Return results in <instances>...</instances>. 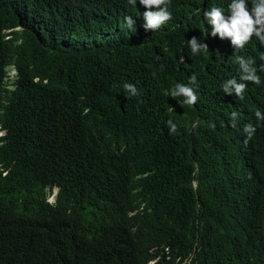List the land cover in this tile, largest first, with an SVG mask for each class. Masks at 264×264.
<instances>
[{"label": "clouds", "instance_id": "clouds-1", "mask_svg": "<svg viewBox=\"0 0 264 264\" xmlns=\"http://www.w3.org/2000/svg\"><path fill=\"white\" fill-rule=\"evenodd\" d=\"M128 2L135 13L121 14L113 0H0V16L13 23L0 38V56L12 51L5 62L0 59V213L26 219L46 210L64 218L59 235L76 244L88 225L75 210L83 214L102 200L123 214L111 222L120 238L141 248L136 264H216L209 251L199 256L210 241H237L231 250L247 264H264V26L254 27L264 23V6L254 8L255 21L246 9L250 0H234L228 20L221 11L226 3L203 11L205 27L218 39V75L208 84L202 72L155 87L95 68L81 93L59 100L64 115L56 128L62 133L45 135L35 117L27 90L18 84L19 40L13 32L58 31L65 36L62 49L76 54L83 41L96 46L131 30L152 34L171 21L167 0ZM189 43L193 53L208 50L207 44L197 49L195 37ZM202 64L206 70L210 61ZM115 92L117 104L105 105L104 96ZM41 101L53 107L44 90ZM186 136L193 139L192 151L203 141L205 166L199 171L174 155ZM184 148L188 156L191 150ZM61 159L76 166L68 182L56 178ZM200 173L219 175L221 183H212V202L221 206L218 221L202 242L197 226L212 213L197 192ZM246 226L258 244L241 241Z\"/></svg>", "mask_w": 264, "mask_h": 264}, {"label": "trees", "instance_id": "trees-1", "mask_svg": "<svg viewBox=\"0 0 264 264\" xmlns=\"http://www.w3.org/2000/svg\"><path fill=\"white\" fill-rule=\"evenodd\" d=\"M113 1L121 14L135 13V7L128 0ZM233 2L234 0H167L171 21L159 32L155 30V33L144 34L141 30H131L126 32V36L120 35L96 46L83 41V45L74 47L76 54L62 49L65 48V36L58 31L38 36L33 35L30 30L13 32L19 40L18 65L22 77L18 84H23V88L27 90L36 113L35 117L45 135L49 132L62 133L56 128L57 118L64 115L58 108L59 100L81 93L89 73L95 68L108 70L107 72L114 71L122 79H132L138 85L152 81L155 87L162 85L164 81L169 84L188 81L193 74L202 72L204 74L202 81L208 84L218 75V54L215 52L217 48L215 43H218L215 40L218 39L205 27L202 20L203 11L208 6L226 3L221 11L228 13L224 17L228 20L232 15L228 9ZM260 6H264V0H250L246 6L254 21L257 17L253 10ZM261 19L264 20V17ZM8 25L12 26L13 23L8 21L7 24L0 16V38L5 37V34L1 33L3 27ZM260 26H264V23L254 25L257 28ZM193 37L196 39L197 49L207 44L208 50L193 53L189 43ZM10 53L12 51L2 50L0 59L5 62ZM202 60L210 61L206 70H202ZM35 77L40 79L37 84L33 83ZM46 77L50 79L49 84L43 83ZM41 90L51 96L53 107L41 101ZM146 91L145 88L143 92ZM117 95L115 92L104 96L103 103L107 106L116 105ZM139 120L144 123L142 118ZM181 145L191 150L188 156L184 147L174 153L184 166L192 163L196 171L205 166L202 140L198 139L194 151L191 137H184ZM58 156L59 151L53 159ZM261 160L259 170L264 177V154ZM65 166L68 167L67 170H64ZM75 173V163L70 165L65 159L56 163V178L59 181L68 182ZM199 175L202 182L197 192L201 195L202 203L211 205L212 213L210 218L206 215L204 223L197 226L202 242L209 228L214 229L218 221L221 206L218 201L214 204L212 202L215 195L212 183L214 181L220 183V176L209 173ZM261 192L264 194V187L261 188ZM75 211L88 225L82 229L81 239L74 240L76 244L59 235H64L59 230L64 218H53L46 210L36 211L26 219H15L0 213V264H136L141 248L120 238L118 231L114 229L115 225L111 222L116 221V218H124L122 213L114 214L115 210L112 211L102 200L92 204L91 209L85 210L83 214L82 209ZM260 212L263 217L264 209ZM242 233V242L258 244L259 237L250 234L247 226ZM191 235L192 233L188 232L190 240ZM236 243L237 241L233 244L207 242L199 256H204V253L209 251L216 264H247L235 250H231ZM180 252L182 253L181 249ZM219 254H223V258H217Z\"/></svg>", "mask_w": 264, "mask_h": 264}]
</instances>
